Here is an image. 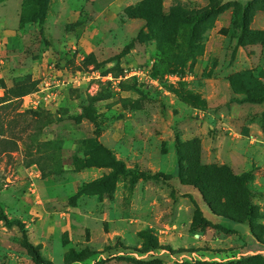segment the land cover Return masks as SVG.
<instances>
[{"label": "rangeland", "instance_id": "obj_1", "mask_svg": "<svg viewBox=\"0 0 264 264\" xmlns=\"http://www.w3.org/2000/svg\"><path fill=\"white\" fill-rule=\"evenodd\" d=\"M261 87L264 0H0V264H264Z\"/></svg>", "mask_w": 264, "mask_h": 264}, {"label": "trees", "instance_id": "obj_2", "mask_svg": "<svg viewBox=\"0 0 264 264\" xmlns=\"http://www.w3.org/2000/svg\"><path fill=\"white\" fill-rule=\"evenodd\" d=\"M143 9L139 8V7H128L125 9V12L127 14L128 17H137V16H144L145 18L147 17V14L145 11L143 12L142 11ZM204 14V12H200L198 14H193V15H181L180 17L183 16V18L187 19V18H197L199 16H202ZM260 93L259 95L255 94V95H251L250 93H248L247 91H244L245 93V96H248L246 97V99H249V100H255V99H260V100H263L264 99V88H260ZM31 90V86L26 87V85L19 91V93L16 95V96H22L28 92H30ZM260 97V98H259ZM17 147L16 145V142L14 139H12L11 137H6L2 134H0V154L1 153H6V152H10V151H13L15 150ZM110 155V154H109ZM111 157V156H110ZM110 160L113 162L115 161L112 157L110 158ZM109 163V162H108ZM152 178H156L158 177L157 174H152L151 175ZM207 197H204V202L206 204V206H208V209L212 210L213 212H215L216 210H214V207L212 206V204L206 199ZM219 215L221 216H224L226 219H231L232 221H236L238 222L240 220V222H243V221H247V224H248V227L250 228V222H249V216L248 215H243L242 218H235L234 215H232L233 213L231 211H226V212H223V214L221 213H218ZM1 219L4 221V223L6 225H10V224H14V222H9L8 219H6L5 217H1ZM18 228L21 229V232H22V238H23V244L26 246V248L28 249L29 253H30V256H31V259L32 261L34 262V264H44L46 263V261H44L42 259V257L40 256L39 252L37 251V247L35 245H33L32 243H30L27 239H26V236H25V232L23 230V225H21V223H15ZM255 255H252V256H248V257H245L244 260L247 261L251 258H254Z\"/></svg>", "mask_w": 264, "mask_h": 264}, {"label": "built area", "instance_id": "obj_3", "mask_svg": "<svg viewBox=\"0 0 264 264\" xmlns=\"http://www.w3.org/2000/svg\"><path fill=\"white\" fill-rule=\"evenodd\" d=\"M121 71L123 78H134L137 82H148L156 84L155 79L150 75L148 69L144 67L128 66L124 67ZM99 79L100 81H104L105 79H107L111 84H113L112 81L114 78L109 74H106L105 76H100ZM90 87H92V85Z\"/></svg>", "mask_w": 264, "mask_h": 264}]
</instances>
